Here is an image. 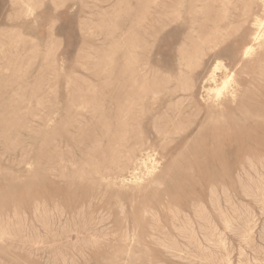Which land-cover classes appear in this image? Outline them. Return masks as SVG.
Masks as SVG:
<instances>
[{
	"label": "rangeland",
	"instance_id": "1",
	"mask_svg": "<svg viewBox=\"0 0 264 264\" xmlns=\"http://www.w3.org/2000/svg\"><path fill=\"white\" fill-rule=\"evenodd\" d=\"M251 1L0 0V264H264Z\"/></svg>",
	"mask_w": 264,
	"mask_h": 264
},
{
	"label": "bare ground",
	"instance_id": "2",
	"mask_svg": "<svg viewBox=\"0 0 264 264\" xmlns=\"http://www.w3.org/2000/svg\"><path fill=\"white\" fill-rule=\"evenodd\" d=\"M251 1V0H250ZM259 1V0H258ZM185 2V1H184ZM234 2H235V0H234ZM252 2V1H251ZM255 1H253V3H254ZM262 2H263V4H262V7L260 8V14H259V12H257V10H256V12H254L252 15H253V17H254V19H253V21H254V23L252 24V26H254V30L253 31H251V33H250V37H249V39L247 40V42L244 44V49H243V52H242V57H246V56H248L251 52H253L254 51V46L255 45H257L258 43H259V41L262 39V37H263V34H264V0H262ZM261 2V3H262ZM158 3V2H157ZM223 3V2H222ZM186 4V3H185ZM158 5V4H157ZM193 5V4H192ZM236 5V4H235ZM219 6V5H218ZM229 6V5H228ZM237 6V5H236ZM181 7H182V5H181ZM252 7V6H251ZM179 8H180V6H179ZM234 8V7H233ZM237 8V7H236ZM235 8V9H236ZM182 9H183V7H182ZM228 9V8H227ZM256 9V8H255ZM226 10V9H225ZM210 11V10H209ZM237 11V10H236ZM179 12V11H178ZM234 12H235V10H234ZM172 13V12H171ZM232 12L230 11V14H231ZM197 14H198V11H197ZM223 14V13H222ZM228 14V13H227ZM236 14V13H235ZM164 15V14H163ZM199 15V14H198ZM204 17V16H203ZM230 17H232V16H230ZM157 18V17H156ZM161 18V17H160ZM164 18H166V16L164 17ZM202 18V17H201ZM227 18V17H226ZM155 20V19H154ZM158 20V19H157ZM202 20H204V19H202ZM201 20V21H202ZM223 20V19H222ZM160 21H161V19H160ZM159 21V22H160ZM228 21H229V19H228ZM193 22H194V20H193ZM192 22V23H193ZM225 22H227V20L225 21ZM194 23H196V22H194ZM160 24V23H159ZM234 24V23H233ZM184 25V24H183ZM193 25V24H192ZM196 25V24H195ZM186 26V25H185ZM151 28V27H150ZM159 28V27H158ZM186 28V27H185ZM159 30V29H158ZM225 30H226V28H225ZM233 30V29H232ZM148 31V30H147ZM206 31H207V29H206ZM215 32V31H214ZM212 33V32H211ZM148 34V33H147ZM143 35H144V33H143ZM147 36V35H146ZM145 37V36H144ZM143 37V38H144ZM148 37V36H147ZM187 37V36H186ZM180 38V37H179ZM145 39V38H144ZM223 39V38H222ZM147 40V39H146ZM145 40V41H146ZM179 40V39H178ZM263 40V39H262ZM193 42H195L196 43V41H194L193 40ZM183 44V43H182ZM185 44V43H184ZM205 46V45H204ZM181 47V46H180ZM203 48H205V47H203ZM179 49V48H178ZM1 50H2V48H1ZM205 50V49H204ZM2 54V53H1ZM198 54H199V52H198ZM196 56V55H195ZM194 56V57H195ZM184 57V56H183ZM185 58V61H187L186 59V57H184ZM197 58V57H196ZM198 59V58H197ZM196 59V60H197ZM181 60H182V58H181ZM179 62H180V60H178ZM178 61H176V62H178ZM134 62V61H133ZM178 62V63H179ZM184 62V61H183ZM196 62V61H195ZM177 63V64H178ZM187 63V62H186ZM193 63H194V61H193ZM216 63V62H215ZM104 64H106V63H104ZM103 64V65H104ZM176 64V66H178ZM183 64H185V63H183ZM189 64H190V62H189ZM134 65V64H133ZM196 65V64H195ZM220 65V64H219ZM190 66V65H189ZM120 67V66H119ZM119 67H117L118 69H119ZM220 67V66H219ZM122 68V67H121ZM143 68V67H142ZM184 68V67H183ZM185 68H186V66H185ZM189 69L191 68V67H188ZM260 68H262V67H260ZM126 69V68H125ZM131 69H133V68H131ZM188 69V70H189ZM212 69V68H211ZM123 70V69H122ZM127 70V72H128V70L129 69H126ZM134 70V69H133ZM140 70V69H139ZM179 71H181L182 69H178ZM135 71H136V69H135ZM144 71V70H143ZM212 71V70H211ZM211 71H210V76H209V81L210 82H212V83H214V82H216L215 80V78H214V73H211ZM217 71V70H216ZM103 72V71H102ZM123 72V71H122ZM131 72H133L132 70H131ZM139 73H141V72H139ZM177 73V72H176ZM181 73H182V71H181ZM103 74V73H102ZM124 74H126V73H124ZM208 74V75H209ZM173 75V74H172ZM232 75V74H231ZM169 76V75H168ZM130 77H131V74H130ZM132 77H133V75H132ZM146 77V76H145ZM165 77H167L166 75H165ZM170 77H171V75H170ZM144 78V77H143ZM172 78V77H171ZM174 78V77H173ZM172 78V79H173ZM191 78V77H190ZM206 78H208V77H206ZM128 79H129V77H128ZM137 79H138V77H137ZM150 79H151V76H150ZM169 79V78H168ZM167 79V80H168ZM172 79H170V80H172ZM227 79V78H226ZM135 80V79H134ZM139 80V79H138ZM140 80H141V78H140ZM152 80V79H151ZM155 80V79H154ZM165 80V79H164ZM175 80H177V79H175ZM180 80V79H179ZM185 80V79H184ZM189 80V79H188ZM190 80H192V79H190ZM132 81V80H131ZM136 81V80H135ZM163 81V80H162ZM166 81V80H165ZM174 81V80H173ZM172 81V82H173ZM186 81V80H185ZM257 81H259V80H257ZM152 82H153V80H152ZM177 82V81H176ZM175 82V83H176ZM188 82V81H187ZM187 82H185L186 83V86H187ZM191 82V81H190ZM228 81L226 80H223V82L221 83V85H224V87L226 86V83H227ZM167 83L169 84V80L167 81ZM174 83V82H173ZM179 83V82H178ZM177 83V84H178ZM184 83V84H185ZM150 84V83H149ZM162 85H163V83H161ZM180 84V83H179ZM188 84H190V83H188ZM165 85V84H164ZM163 85V86H164ZM183 85V84H182ZM192 85H193V83H192ZM215 85V84H214ZM220 85V86H221ZM165 86H168L167 84L165 85ZM174 86V85H173ZM179 86V85H178ZM184 86L185 85H183L182 86V88L183 89H185L184 88ZM150 87V86H149ZM172 87V86H171ZM175 87V86H174ZM193 87V86H192ZM222 87V86H221ZM187 88H188V86H187ZM187 88L185 89V91L187 90ZM169 89V88H168ZM181 89V88H180ZM202 89V88H201ZM226 89V88H225ZM179 90V89H178ZM208 90V89H207ZM219 90H222V89H219L218 88V86H214V89H212V91H214V93H216V92H218ZM171 91V90H170ZM170 91H168V93L170 92ZM175 91V93H176V89L174 90ZM180 91V90H179ZM206 91V90H205ZM211 90L210 91H208V92H212ZM181 92V91H180ZM226 92V91H225ZM174 93V92H173ZM178 93V92H177ZM216 95H218V94H216ZM215 96V95H214ZM231 96V95H230ZM96 98V97H95ZM94 98V99H95ZM99 98H100V96H99ZM170 98H171V96H170ZM180 98V97H179ZM209 98V97H208ZM216 98V97H215ZM96 99H98V98H96ZM100 101H101V98L99 99ZM99 100H98V103H100L99 102ZM103 100V99H102ZM170 100V99H169ZM179 100V102L178 103H180V100H181V98L180 99H178ZM216 100H217V98H216ZM95 101V100H94ZM124 101H126V100H124ZM103 102V101H102ZM130 102V101H129ZM170 102V101H169ZM216 102V101H215ZM93 103V102H92ZM175 103H177V101L175 102ZM97 104V103H96ZM95 104V105H96ZM132 105L134 104V103H131ZM100 105V104H99ZM176 105H179V104H176ZM81 106V105H80ZM103 106H105V105H103ZM95 107V106H94ZM98 107V106H97ZM97 107H95V108H97ZM105 107H107V109H108V107L109 106H105ZM111 107V106H110ZM168 107H169V105H168ZM171 107V106H170ZM83 108V107H82ZM95 108H92L93 110H95ZM100 108V107H99ZM124 108V107H123ZM122 108V109H123ZM128 108V107H127ZM15 109V108H14ZM92 109H91V111H92ZM104 109H106V108H104ZM175 109V108H174ZM99 110H103V108H101V109H99ZM98 110V111H99ZM125 110H127V109H125ZM124 110V111H125ZM105 111V110H104ZM107 111V110H106ZM177 111V110H176ZM100 112V111H99ZM108 112V111H107ZM127 112V111H126ZM164 113V112H163ZM176 113V112H175ZM91 114H92V112H91ZM113 114V113H112ZM143 114V113H142ZM179 114V113H178ZM105 115H107V114H105ZM162 115V114H161ZM176 114H174V116H175ZM246 115V114H245ZM111 116V115H110ZM124 116H125V114H124ZM123 116V117H124ZM160 116V115H159ZM159 116H157V117H159ZM174 116H172V117H174ZM177 116V118H178V115H176ZM176 116H175V118H176ZM97 117V116H96ZM171 117V120L173 119ZM180 117V116H179ZM212 117V116H211ZM249 117V116H248ZM94 119H95V116L93 117ZM153 118V117H152ZM155 118H156V116H155ZM162 118V117H161ZM82 119V118H81ZM84 119V118H83ZM88 119V118H87ZM107 119L109 120V117H107ZM121 119H122V117H121ZM158 119V118H157ZM156 119V120H157ZM3 120V119H2ZM85 120V119H84ZM91 120V119H90ZM170 120V121H171ZM174 120V119H173ZM175 120H178V119H175ZM207 120V119H206ZM212 120V119H211ZM4 121V120H3ZM79 121V120H78ZM77 121V122H78ZM214 121V120H213ZM223 121V120H222ZM85 122V121H84ZM87 122H88V120H87ZM93 121L91 120L90 122H89V124L90 123H92ZM122 122H124L123 121V119H122ZM157 122V121H156ZM177 122V121H176ZM211 122V121H210ZM4 122H2V124H3ZM150 123H151V121H150ZM167 123H168V121H167ZM4 124H8V123H4ZM3 124V125H4ZM124 124V123H123ZM159 124V123H158ZM171 124H174V123H172V121H171ZM170 124V125H171ZM25 125V124H24ZM77 125V124H76ZM75 125V126H76ZM82 125H83V123H82ZM81 125V126H82ZM154 125V124H153ZM87 126H89L88 124H87ZM161 126V125H160ZM167 126V125H166ZM172 126V125H171ZM85 127V126H84ZM84 127H83V129H84ZM130 127V126H129ZM141 127V126H140ZM155 127V126H154ZM173 127V126H172ZM76 128V127H75ZM169 128V126L167 127V129ZM128 129H130V128H128ZM200 129V128H199ZM168 130H170V129H168ZM173 130H175V129H173ZM225 130V129H224ZM228 130V129H227ZM10 131V130H9ZM13 131V130H12ZM12 131H11V133H12ZM167 131V130H166ZM198 131V130H197ZM196 131V133H197V135H198V132ZM44 132V131H43ZM68 132V131H67ZM95 131H93V133H94ZM171 132V131H170ZM175 132H177V131H175ZM10 133V132H9ZM10 133V134H11ZM79 133V132H78ZM157 133V132H156ZM161 132L159 131V135L161 136L162 134H160ZM9 134V135H10ZM53 134V133H52ZM92 134V133H91ZM90 134V135H91ZM142 134H143V132H142ZM169 134V133H168ZM77 135V134H76ZM137 135V134H136ZM85 136H86V133H85ZM93 136H94V134H93ZM133 136V135H132ZM139 136V135H138ZM137 136V137H138ZM164 136H166V134L164 135ZM193 136V135H192ZM44 137V136H43ZM136 137V136H135ZM6 138V137H5ZM73 138V137H72ZM98 138V137H97ZM75 138H73V140H74ZM122 141L124 142L125 140H123V136H122ZM10 140V139H9ZM139 140H141V137L139 138ZM191 140V139H190ZM78 141V140H77ZM142 141V140H141ZM121 142V141H120ZM133 142V141H132ZM80 143V142H79ZM99 144V143H98ZM121 144V143H120ZM135 144V143H134ZM130 145V144H129ZM139 145V144H138ZM100 146V145H99ZM109 146V145H108ZM127 145L125 144V146L124 147H126ZM137 146V145H136ZM141 145H139L138 147H139V149L141 148L140 147ZM98 147V146H97ZM101 147V146H100ZM103 147V146H102ZM138 147H136L135 149L137 150L138 149ZM187 147V146H186ZM81 148V147H80ZM87 148V147H86ZM96 148V147H95ZM117 148V147H116ZM120 149H121V147H119ZM132 148H134V146L132 147ZM88 149V148H87ZM113 149V148H112ZM129 149V148H128ZM128 149H126L125 148V150H128ZM138 149V150H139ZM114 150V149H113ZM228 150V149H227ZM86 151V150H85ZM118 152V151H117ZM136 151H134V150H131V148H130V150H129V152L127 153V154H129V156L128 157H125V160H126V164H132V166L133 167H136V165H139V164H143L144 162V158H145V156L147 155H144V157H143V155L141 154V152L142 151H138L137 153H135ZM182 152V151H181ZM243 152V151H242ZM113 153H115V151H113ZM146 153V152H145ZM184 153V152H183ZM57 154V153H56ZM61 154V153H60ZM117 153H115V155H116ZM119 154V153H118ZM117 154V155H118ZM116 155V156H117ZM182 155V154H181ZM218 155V154H217ZM224 155V154H223ZM122 158H123V156H124V154H123V156L122 155H120ZM180 156V155H179ZM178 156V157H179ZM219 156V155H218ZM225 156V155H224ZM220 157L221 156H219V159H220ZM236 157V156H235ZM115 158V157H114ZM121 158V159H122ZM147 158V157H146ZM149 159V158H148ZM221 159H223L224 160V157L223 158H221ZM236 158H234V160H235ZM73 160V159H72ZM147 160V159H146ZM181 160H182V158H181ZM218 160V159H217ZM229 160H230V158H229ZM233 160V157L231 158V160H230V162L232 161H234ZM122 161V160H121ZM224 161H227L228 162V160H224ZM58 162V161H57ZM182 162H183V160H182ZM61 163V162H60ZM68 164H70V163H68ZM226 164V163H225ZM122 165V164H121ZM145 165V164H144ZM175 165V163L173 164V166ZM178 165V164H177ZM212 165V164H211ZM213 166V165H212ZM118 167V166H117ZM113 168V169H118V168ZM180 167V166H179ZM225 168V167H224ZM53 169V168H52ZM106 169V168H105ZM132 169H134V168H132ZM180 169H181V167H180ZM120 170V169H119ZM122 170V169H121ZM225 170V169H224ZM106 171V170H105ZM112 170H110V172H111ZM114 171H116V170H114ZM150 171V170H149ZM152 171V170H151ZM173 171V170H172ZM176 171V170H175ZM137 172H138V170H137ZM62 173V172H61ZM151 173V172H150ZM147 174H149V173H147ZM175 174V173H174ZM213 175V174H212ZM128 177H129V175H128ZM136 177V176H135ZM73 178H74V176H73ZM132 178V177H131ZM240 178V177H239ZM109 179V178H108ZM125 180V179H124ZM162 180V179H161ZM115 181V180H114ZM136 181V180H135ZM102 182H103V179H102ZM123 182V181H122ZM126 182V181H125ZM139 183V182H138ZM212 183V182H211ZM126 185V184H125ZM134 185V184H133ZM126 187V186H125ZM125 189V188H124ZM213 189V188H212ZM97 190H98V188H97ZM99 191V190H98ZM121 191V190H120ZM123 191V190H122ZM125 191V190H124ZM212 191V190H211ZM214 192V191H213ZM115 194V193H114ZM133 194V193H132ZM132 194H131V197H132ZM115 196V195H114ZM117 196V195H116ZM197 197V196H196ZM116 197H114V199H115ZM126 198V197H125ZM127 199V198H126ZM132 199V198H131ZM118 200H119V197H118ZM116 201H117V198H116ZM130 201V200H129ZM229 205V204H228ZM121 206H122V203H121ZM214 206V205H213ZM118 207V206H117ZM50 208V207H49ZM220 209V208H219ZM219 211V210H218ZM45 213V212H44ZM121 213H122V211H121ZM122 214H124V213H122ZM207 218V217H206ZM128 219H130L129 218V216H128ZM204 221H206V220H204ZM129 223H130V221H129ZM205 223V222H204ZM75 224V223H74ZM207 224V223H206ZM130 230V229H129ZM162 231V230H161ZM130 232V231H129ZM162 235H164V233L162 234ZM119 237V236H118ZM139 237V236H138ZM4 238V237H3ZM137 238V237H136ZM139 239V238H138ZM128 241V238L127 239H125V241ZM131 240V239H130ZM137 240V239H136ZM170 241V240H169ZM193 241V240H192ZM138 242V241H137ZM172 242V241H171ZM173 243V242H172ZM124 245V244H123ZM138 245V244H137ZM177 247V246H176ZM118 248V247H117ZM122 249V248H121ZM128 250V249H127ZM198 251V250H197ZM135 252V251H134ZM140 252H141V250H140ZM124 253H127L126 251L124 252ZM129 253V252H128ZM136 253V252H135ZM137 253H139V252H137ZM144 253V252H143ZM121 254V253H120ZM119 254V255H120ZM129 254H131V253H129ZM106 255V254H105ZM113 255H115V254H113ZM125 255V254H124ZM124 255H123V257H124ZM133 255H134V253H133ZM132 255V256H133ZM110 256V255H109ZM121 256V255H120ZM126 256H128V254L126 255ZM130 256V255H129ZM131 256V257H132ZM144 255H142V258H144L143 257ZM112 256H110V258H111ZM134 257V256H133ZM127 258V257H126ZM112 259V261H114V259L113 258H111ZM115 259H116V256H115ZM131 260V259H130ZM109 261V260H108ZM124 261V260H123ZM127 261V260H126ZM131 261H133V260H131ZM130 261V262H131ZM123 263V262H122ZM125 263V262H124ZM123 263V264H124ZM127 263V262H126Z\"/></svg>",
	"mask_w": 264,
	"mask_h": 264
}]
</instances>
